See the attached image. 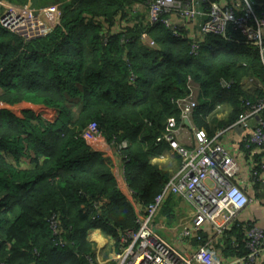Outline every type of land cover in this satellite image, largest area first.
Masks as SVG:
<instances>
[{
    "label": "trees",
    "instance_id": "16d2710c",
    "mask_svg": "<svg viewBox=\"0 0 264 264\" xmlns=\"http://www.w3.org/2000/svg\"><path fill=\"white\" fill-rule=\"evenodd\" d=\"M147 1L0 0V19L6 5L44 9L59 4L61 10L54 31L30 42L0 24V105L39 107L17 113L0 109V264H99L89 231L113 237L119 248L122 233L136 227L135 211L117 186L112 164L75 138L87 124H97L110 145L128 141L119 150L127 160L125 179L144 207L171 177L145 149L167 119H179L175 103L188 93L189 79L201 86L193 122L209 136L239 118L240 98H264L257 45L229 27L224 36L208 35L191 55L186 36L176 38L162 25L149 27L143 17H133V3ZM255 7L262 12L264 0ZM117 18L131 24L110 33L105 44L101 34ZM143 31L155 48L142 43ZM246 78L258 81L260 89L245 92ZM221 79L232 81L231 88H221ZM225 102L233 111L220 122L215 110ZM23 160L27 168L20 166ZM240 234L236 230L230 238Z\"/></svg>",
    "mask_w": 264,
    "mask_h": 264
},
{
    "label": "built area",
    "instance_id": "2783aa9c",
    "mask_svg": "<svg viewBox=\"0 0 264 264\" xmlns=\"http://www.w3.org/2000/svg\"><path fill=\"white\" fill-rule=\"evenodd\" d=\"M225 1V7H221L219 0H207L205 5L208 9L197 11L193 0H148L147 25H162L171 30L173 36L180 38L183 34L172 23V14L191 21L204 17L203 23L198 25L197 37L190 39L191 55H197L200 44L208 35L224 36L227 29L233 27L248 42L258 46L264 63V10L259 12V8L250 0ZM29 6L23 9L9 6L11 8L0 19L1 26L11 32H18L15 34L26 41L51 34L60 23V5L44 9H31ZM111 32L108 28L103 30L101 35L105 44ZM141 41L149 48L156 47L155 41L146 31L141 33ZM232 85V81L220 80L223 89L228 90ZM257 86L260 84L253 78H246L242 82L243 90L247 93ZM187 90L185 97L175 103L180 113L179 119H167L153 146L146 150L151 154V150L166 145L181 158L180 169L170 177L162 192L150 204L142 207L137 200L130 203L136 214V227L122 233L125 241L115 259L99 264H198L202 256L209 255V252L204 251L209 246L203 245L200 237L201 249L196 255L187 256L155 230L156 217L170 196L178 197L187 206V212L181 210L182 224L177 235L180 243L190 241L193 233L200 231L205 223L211 224L220 236L228 238V227L248 206V196L235 181L239 165L221 141L236 134L241 137L247 150L252 146L264 147V98L255 102L240 98L244 111L239 118L209 136L204 129L196 127L192 118L199 105L201 86L189 79ZM101 136L97 124L89 123L76 133L75 138L84 140L91 150L99 151L94 143ZM127 145L128 141L123 140L116 150L119 153ZM121 158L125 164L127 160ZM262 168L264 170V165ZM252 175L253 180L257 181L258 173L253 171ZM50 228L54 235L58 233L55 216L50 219ZM244 230L241 233L247 253L231 264H253L259 254L264 252V231L250 224ZM234 243V246H238L236 241ZM87 260L93 263L91 257L87 256Z\"/></svg>",
    "mask_w": 264,
    "mask_h": 264
},
{
    "label": "crops",
    "instance_id": "0c3cea01",
    "mask_svg": "<svg viewBox=\"0 0 264 264\" xmlns=\"http://www.w3.org/2000/svg\"><path fill=\"white\" fill-rule=\"evenodd\" d=\"M185 1L191 2V0ZM250 1L255 5L258 0ZM206 2L207 0H193L195 10L206 11L208 9H206ZM219 2L221 7H225L227 4L225 0H219ZM130 13L133 17L139 16V19L143 17V20L145 19L144 23L147 25L148 13L146 4L143 5L141 3H133ZM170 18L172 23L178 27L179 32L189 39L197 37L198 25L202 24L204 21V17H200L197 21L182 20L178 14H172ZM120 20V18H117L116 24L112 26L109 31L111 30L113 32L112 29H118L117 31L121 32L122 29H119L121 23L123 25L126 23L119 22ZM258 88L259 86L255 87L252 92ZM27 105L33 106L28 103L15 107L0 105V109H6L17 113L19 110H26L27 108L23 107ZM34 107H37V109L31 111L36 112L39 110L38 106ZM215 111L217 120L222 122L230 117L233 110L232 106L228 102H225L217 105ZM221 143L238 163L239 174L235 181L244 190L249 198L248 206L238 215L236 221L228 227V238L220 236L211 224L205 223L200 231L193 233V238L190 241L180 243L177 235L179 227L182 224L183 216H181V210L183 209L187 212V206L175 196H170L168 198L155 220V230H157V233L175 244V247H177L184 255H196V253L201 249L202 243L203 245L208 244V249L204 251L209 252L211 255L202 256L201 261L198 264H231L234 260L247 253L243 243V234H240V237L235 236L231 239V232L233 234H235L236 230L241 232V230H244L247 226H249V224L259 227L264 231V170L262 168L264 165V147L252 146L250 150H247L244 143L241 141V137L236 134L223 138ZM94 147L99 149V151L95 152L100 154L104 159L112 164L114 179L128 203L130 204L132 201H135L136 199L133 192L128 187L125 179L124 162L116 148L110 146L103 136L97 139L94 143ZM150 160L153 164H156L167 171L169 176L175 175L181 166V158L166 145L153 149L150 154ZM20 166L22 168H27V164L22 166L20 163ZM253 171L258 173L259 178L257 181H254L252 178ZM88 237L89 240L96 245L95 257L98 263L115 259V255L118 253L122 243L125 241L124 238L118 248L115 239L101 233L100 230L89 231ZM198 237H200L202 243L198 240ZM234 241H236L238 246H234ZM225 242H227V244ZM253 264H264V252L259 254Z\"/></svg>",
    "mask_w": 264,
    "mask_h": 264
},
{
    "label": "rangeland",
    "instance_id": "374dc122",
    "mask_svg": "<svg viewBox=\"0 0 264 264\" xmlns=\"http://www.w3.org/2000/svg\"><path fill=\"white\" fill-rule=\"evenodd\" d=\"M30 3V2H29ZM28 3V4H29ZM57 5V4H56ZM56 5H53V6H56ZM15 6H13V8H14ZM31 9H33L34 7H32V6H29ZM8 8H11V7H9L8 5H6V6H4V8H3V11H4V13L3 14H5L6 12H7V10H8ZM17 8V7H16ZM119 22H125V21H122V20H120ZM126 24L125 25H123L122 23H121V25H120V27H119V29H122V28H124V27H126V25H128V24H131V23H128V22H125ZM113 30V32H111V34H114V33H119V31H117L118 29H112ZM171 31V30H170ZM14 33V32H13ZM16 34H18V32H15ZM110 36V35H109ZM22 38V37H21ZM23 39V38H22ZM38 39H41V38H38ZM140 39H141V35H140ZM24 40V39H23ZM35 40H37V39H35ZM24 41H26V40H24ZM31 41H33V40H31ZM26 42H30V41H26ZM143 43V42H142ZM144 44V43H143ZM145 45V44H144ZM146 46V45H145ZM147 47V46H146ZM149 48V47H148ZM151 49H153V48H151ZM77 107H78V105H77ZM23 108H27L26 110H36L37 109V107H34V106H29V105H27V106H25V107H23ZM75 111H77V108H76V110ZM88 125V124H87ZM216 133V132H215ZM213 136V135H212ZM82 140V139H81ZM84 141V140H83ZM85 142V141H84ZM122 142V141H121ZM120 142V143H121ZM120 143L118 144V145H110V146H112V147H114V148H117L119 145H120ZM89 147V146H88ZM147 149H145V152H147L148 154L150 153L149 151H146ZM152 151V150H151ZM95 152V151H94ZM97 153V152H96ZM21 163V165L22 166H24L25 164H27V161L26 160H23V161H21L20 162ZM27 167H28V164H27ZM157 231V230H156ZM159 234V233H158ZM160 235V234H159ZM103 243H105V242H103Z\"/></svg>",
    "mask_w": 264,
    "mask_h": 264
}]
</instances>
